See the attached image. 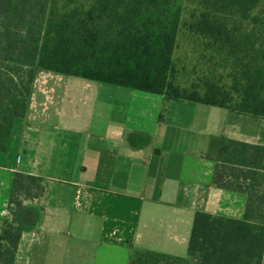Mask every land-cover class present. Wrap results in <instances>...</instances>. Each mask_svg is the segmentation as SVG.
Instances as JSON below:
<instances>
[{
    "label": "crops",
    "instance_id": "1",
    "mask_svg": "<svg viewBox=\"0 0 264 264\" xmlns=\"http://www.w3.org/2000/svg\"><path fill=\"white\" fill-rule=\"evenodd\" d=\"M246 121L223 107L39 70L0 151V226L16 172L46 181L15 214L22 234L12 264H128L144 250L194 264V212L243 214L246 196L212 176L227 138L264 144L246 137Z\"/></svg>",
    "mask_w": 264,
    "mask_h": 264
},
{
    "label": "trees",
    "instance_id": "2",
    "mask_svg": "<svg viewBox=\"0 0 264 264\" xmlns=\"http://www.w3.org/2000/svg\"><path fill=\"white\" fill-rule=\"evenodd\" d=\"M184 40L194 60L181 54ZM41 69L264 118V0H0V151ZM213 159V183L243 193L244 211L196 210L188 256L195 264H264V144L227 138ZM45 186L41 176L14 174L0 264L16 255V212ZM128 264L189 261L144 250Z\"/></svg>",
    "mask_w": 264,
    "mask_h": 264
},
{
    "label": "rangeland",
    "instance_id": "3",
    "mask_svg": "<svg viewBox=\"0 0 264 264\" xmlns=\"http://www.w3.org/2000/svg\"><path fill=\"white\" fill-rule=\"evenodd\" d=\"M182 3H185V0H182ZM192 48H193V45L189 40L182 41V47L180 48L181 54L183 56H186L187 60H190V59L194 60V58L196 57V54L194 52L185 55V53L188 52L189 49H192ZM187 79H188V77H187ZM210 106H212V105H210ZM214 107H216V106H214ZM244 115H246V117H247L246 123H247V128H248V132H247L246 137L251 139V140H264V118L254 117V116L247 115V114H244ZM7 215H8V210H7L6 216ZM2 223H3V221H2Z\"/></svg>",
    "mask_w": 264,
    "mask_h": 264
}]
</instances>
